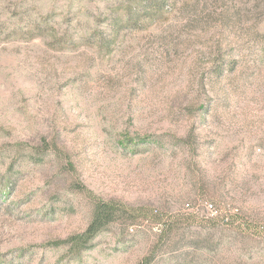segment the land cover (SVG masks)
Masks as SVG:
<instances>
[{"label":"rangeland","instance_id":"374dc122","mask_svg":"<svg viewBox=\"0 0 264 264\" xmlns=\"http://www.w3.org/2000/svg\"><path fill=\"white\" fill-rule=\"evenodd\" d=\"M131 1L0 0V264H264V0Z\"/></svg>","mask_w":264,"mask_h":264},{"label":"trees","instance_id":"16d2710c","mask_svg":"<svg viewBox=\"0 0 264 264\" xmlns=\"http://www.w3.org/2000/svg\"><path fill=\"white\" fill-rule=\"evenodd\" d=\"M167 5L168 0H132L125 6L124 15L117 16L112 20V25L118 26L122 24L125 27L135 28L140 24V17L144 19L155 18L166 10ZM41 25L43 24L41 23ZM36 30L41 34V27L38 26ZM64 44L66 43L60 46ZM53 146L47 140H43L37 152L39 159H36V161H42L41 154H44ZM135 219L137 217L133 212H130L116 202L97 201L95 203L92 220L87 229L81 234L74 235L59 242L57 245H70V248L77 252L88 250L91 248V241L109 225L119 220L134 221Z\"/></svg>","mask_w":264,"mask_h":264},{"label":"built area","instance_id":"2783aa9c","mask_svg":"<svg viewBox=\"0 0 264 264\" xmlns=\"http://www.w3.org/2000/svg\"><path fill=\"white\" fill-rule=\"evenodd\" d=\"M187 207H189V205H187ZM206 209H207L208 211H210L211 213H213V214L215 213V210H214L213 205H207Z\"/></svg>","mask_w":264,"mask_h":264}]
</instances>
